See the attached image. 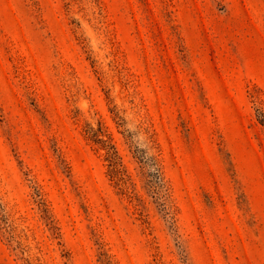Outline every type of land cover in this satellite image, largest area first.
I'll return each instance as SVG.
<instances>
[{
  "label": "rangeland",
  "instance_id": "rangeland-1",
  "mask_svg": "<svg viewBox=\"0 0 264 264\" xmlns=\"http://www.w3.org/2000/svg\"><path fill=\"white\" fill-rule=\"evenodd\" d=\"M0 264H264V0H0Z\"/></svg>",
  "mask_w": 264,
  "mask_h": 264
}]
</instances>
